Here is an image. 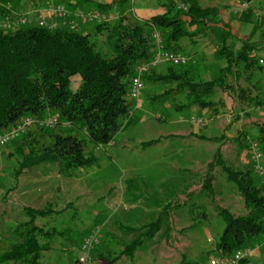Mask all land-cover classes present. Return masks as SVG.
Wrapping results in <instances>:
<instances>
[{"label": "trees", "instance_id": "1", "mask_svg": "<svg viewBox=\"0 0 264 264\" xmlns=\"http://www.w3.org/2000/svg\"><path fill=\"white\" fill-rule=\"evenodd\" d=\"M22 1L35 3V0H0V135L20 126L25 119L30 124L19 138L9 143L13 152L2 150L9 144L0 149V160H13L14 165L5 168L15 182H24L22 190L28 194L26 205L0 213V264H42L45 254L53 250L58 240L78 244L81 235L72 224L79 221L75 204L83 197L76 194L59 209L61 186L66 188L63 193H67L72 181L84 180L86 170L97 164L95 152L109 146L128 124L135 109L128 101L131 80L140 67L149 66L157 53L156 33L163 50L188 59L185 64H169L163 74L143 73L147 83L170 85L161 96L164 101L183 97L185 108L195 107L216 116L223 102L211 99L219 91L235 100L237 109L229 110L237 121L246 110L264 107L261 88L252 83L264 73V61L259 55L264 51V0L253 4L254 0H239V4H248L235 17L242 25L250 26V33L243 40L231 33L217 7L202 8L198 0H158L164 12L139 18L135 25L127 24L124 17L113 21L105 15L124 10L128 0H110L108 4L67 0L64 9L68 17L43 26L20 24L25 18L19 17L11 5ZM88 6L98 12H83ZM80 12L105 17L91 22L96 34L104 36L102 44L78 29V22H86L76 18ZM185 25L194 31L185 30ZM208 31H215L214 55L223 65L215 78L206 81L192 76L189 68L194 62L186 46H197L193 38L202 39ZM235 41L240 44L238 48L233 47ZM48 120L54 122L47 126ZM255 126L263 158L264 123ZM244 140L239 133L235 143L242 148ZM214 141L220 145L215 150V161L209 164L202 192L211 198L215 194L210 189L211 167L215 164L225 181L235 188L246 210L245 215L235 216L226 208L213 207L224 223L214 253L216 259L228 260L237 251L261 245L264 239V177L255 172L254 166L253 170L233 168L223 158L225 137L221 135ZM47 188H53V200L32 206L31 191ZM15 189L14 186L8 189L7 194ZM199 208L205 209L190 201V214ZM159 218L149 225L151 230L143 239L125 249V255L132 257L131 252L143 240L153 237ZM82 239L80 247L85 240ZM97 258L107 261L106 264L118 262L117 257ZM253 263L250 257L240 264Z\"/></svg>", "mask_w": 264, "mask_h": 264}, {"label": "rangeland", "instance_id": "2", "mask_svg": "<svg viewBox=\"0 0 264 264\" xmlns=\"http://www.w3.org/2000/svg\"><path fill=\"white\" fill-rule=\"evenodd\" d=\"M258 1L254 0L251 4ZM66 3L67 0H35V3L15 2L11 6L20 14L19 17L25 18L26 24L36 25L43 21L45 25H54L62 20L49 13L56 7H66ZM198 3L202 8L217 7L221 19L228 23L236 38L243 40L249 35L250 26L242 25L235 19L240 12L239 0H198ZM40 11L43 12L41 19ZM90 11L98 12L93 6L83 10ZM163 12L158 0H128L124 10L105 15L113 21L124 17L127 24L135 25L141 16L151 18ZM76 25L82 33L89 34L92 41L103 43L104 36L96 34L95 24L78 22ZM184 28L194 31L187 25ZM200 38H193L197 46L186 41L189 44L185 45L188 55L195 58L188 56L194 62L189 70L193 77L209 81L217 76L223 63L214 55L215 31H208L204 38ZM186 42L183 40V43ZM239 45L237 41L233 42V47L238 48ZM259 55L264 61V51ZM169 66L162 63L149 68L146 74H163ZM146 74L140 75L143 90L138 100L128 99L135 108L128 124L109 146L95 152L97 164L86 170L84 180L72 181L67 193H63L66 188L63 184L61 186L59 209L76 194L83 197L75 204L79 221L72 224L81 235L78 244L58 240L53 250L45 254L42 264H73L75 260L80 264L82 258L89 259L87 264H106L107 261L98 260L99 256L107 260L117 257L115 264H210L216 259L214 249L224 227L218 211L213 207L226 208L235 216L246 214L242 199L235 188L225 181L217 165L211 167L213 199L202 192L203 180L209 164L215 161V150L220 145L214 140L221 135L226 140L222 143L224 160L233 168L253 170L252 145L256 144L261 153L259 131L255 125L264 123V107L246 110L241 115L242 119L237 121L229 110L237 109L235 100L216 91L211 101H222L223 107L213 116L195 107L185 108L183 97L164 101L161 96L170 85L147 83ZM252 83L261 88L264 102V73L259 78L255 77ZM200 119L204 122L203 126L196 124ZM239 133L245 137L240 144L242 148L235 143ZM2 150L13 152L10 144ZM8 164L14 165L13 160H0V213H6L10 207L17 210L26 205L25 196L28 194L22 190L25 186L23 181L15 182L11 178L6 170ZM260 164L264 166V157ZM13 186L16 189L7 194ZM53 191V188L31 191L32 206L53 200ZM111 191L113 197H110ZM190 201L205 209L199 208L190 214ZM158 218L159 227L153 237L143 240L140 247L131 252L132 257L125 255V249L143 239L151 230L149 225L157 222ZM92 235L93 244L84 254L79 249L81 239ZM263 250L252 258L253 264H264Z\"/></svg>", "mask_w": 264, "mask_h": 264}, {"label": "built area", "instance_id": "3", "mask_svg": "<svg viewBox=\"0 0 264 264\" xmlns=\"http://www.w3.org/2000/svg\"><path fill=\"white\" fill-rule=\"evenodd\" d=\"M247 7H248L247 3H240L239 11L245 10ZM42 13L43 12L40 11V16H39L40 19L42 18ZM49 14L52 16H55L58 19H65L68 17V12L63 7H56ZM76 16H77L76 17L77 19H80L81 21H86L89 23L94 22V21L105 20V17L101 16L98 13H88L84 15L80 12ZM20 24L24 25L25 20H21ZM43 24H44L43 21L39 22L40 26H43ZM71 24H72V27H75V22L72 21ZM9 25H7V27H9ZM154 39L156 40V43L158 45L157 53L154 55L149 66L140 67L138 69L137 75L133 77L131 80L129 98L133 101L138 100L139 95L141 91L143 90V83L140 79V75H142L143 73H146L149 68L156 67L161 63H166V64L177 66V65L185 64L188 61L187 58H185L184 56L180 54H174V53L163 50L160 44L161 40H160L159 34H155ZM260 63H262V61H260ZM53 122L54 120H48L46 122L47 126H50L51 123ZM29 124H30V120L25 119L20 126L13 128L6 134L0 135V149L8 145L11 141L19 138L25 132L26 127ZM196 124H198L199 126H203L204 122L200 119L196 121ZM261 159H262V154L259 153L257 149V145L253 144L252 145V160L254 162V170L259 176L264 177V166L260 164ZM93 240H94L93 235L84 240L83 244L80 247V250L82 253L84 254L88 253V251L91 248V245L93 244ZM261 246H264V239L262 240L261 245L256 246L255 248H247L245 250L237 251L228 260H223V259L222 260L220 259L211 260L210 264H240L242 260L252 257L254 252L259 250ZM88 262H89V259L87 258L80 259V264H87Z\"/></svg>", "mask_w": 264, "mask_h": 264}, {"label": "crops", "instance_id": "4", "mask_svg": "<svg viewBox=\"0 0 264 264\" xmlns=\"http://www.w3.org/2000/svg\"><path fill=\"white\" fill-rule=\"evenodd\" d=\"M96 1L99 2V3H101V4H102V3H103V4H105V3L108 4V3L111 2L110 0H103V1L96 0ZM141 18H146V17H145V16H141L140 19H141ZM258 252H259V250L255 251L254 254H253V256H252V258H253L254 256H256Z\"/></svg>", "mask_w": 264, "mask_h": 264}]
</instances>
